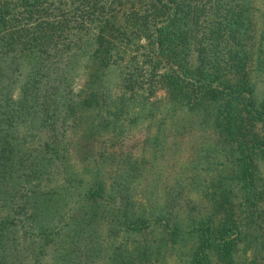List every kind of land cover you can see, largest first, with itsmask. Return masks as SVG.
I'll use <instances>...</instances> for the list:
<instances>
[{"label":"trees","instance_id":"16d2710c","mask_svg":"<svg viewBox=\"0 0 264 264\" xmlns=\"http://www.w3.org/2000/svg\"><path fill=\"white\" fill-rule=\"evenodd\" d=\"M138 101L156 152L115 158ZM167 128L212 166L163 183ZM263 169L264 0H0V264H264Z\"/></svg>","mask_w":264,"mask_h":264},{"label":"rangeland","instance_id":"374dc122","mask_svg":"<svg viewBox=\"0 0 264 264\" xmlns=\"http://www.w3.org/2000/svg\"><path fill=\"white\" fill-rule=\"evenodd\" d=\"M80 81L77 80V83H79ZM134 97L130 98V100H132ZM140 101L138 102H134L131 105V115L129 116L130 118V123L127 126H123V128H121V132H117L119 130H114V132L111 133H107L112 135L115 139H119L121 140V142L117 143L115 142L114 144H112L109 148V152H111L115 158L118 156V148H122L124 149L125 147H127L129 145L130 148V152L131 155H137L140 158H148L151 155V152L156 150L153 148V145L155 144V141L151 142L149 141V143H147V145H142L144 144V142L142 141L141 135H149V137H152V133H154L153 129L154 127H147L145 128L144 125H146V121H155V117H157L159 115V111L162 110V106L158 105L156 107H152L150 111H147V109L141 105L143 104H139ZM194 115H196V113H193ZM154 119V120H153ZM125 125V124H124ZM168 135H167V140H168V144H169V149L164 152V155H162V157H160V177L162 180H164L163 183H167L170 181H173L175 177L180 176V173L183 172L184 175L182 176H186V178L188 179V175H186L189 170H186V165H194L197 168V171L200 173V175L203 174V169H202V165L206 166V165H211L213 164V161L215 160L213 158V156H207V157H203L202 156V152L200 150V148H197V144L199 145V142H197L196 138H192V136L195 134V130L196 128L191 131V133L194 132V134L191 133H187L185 132L183 133H174L173 131H170L168 128ZM81 131H83L82 127H78V128H74V132H75V136L78 135ZM64 132L67 134H69L70 139H71V132L68 129L64 130ZM65 134V135H66ZM124 135V136H123ZM43 133L40 132L38 133V137L42 138ZM104 136V134H103ZM123 136V138H122ZM133 142H135L133 144ZM194 142H196V146H193ZM35 143V142H34ZM92 148H95V145L93 144L91 146ZM116 147V148H115ZM67 148V147H66ZM63 149V148H62ZM70 150L67 151H60V149H57V151L62 154L63 156H61V160L65 161V164L68 165V170L71 173H75L77 176H83L85 180H87L86 178L88 177V166L90 164V166L93 165L94 161H95V153L92 154L91 158L85 159L82 158L81 155L77 152H75L74 150H71L70 146H69ZM121 149V150H122ZM151 151V152H150ZM67 152V153H65ZM127 155H129V150H126ZM218 158H222V156H218ZM136 160V161H139ZM153 162V159L149 160V164L148 162H145V160L143 159V172L145 173V175H149L150 171L152 168H149V165ZM111 166H108L106 163L103 164V169H101V173L100 175H103L106 178V181L110 180V177H112V175L114 174L113 172V166H114V162L113 160L110 161ZM89 166V168H90ZM113 167V168H112ZM142 174V172H141ZM205 175H208V172H204ZM262 175V181L264 183V169H263V173ZM178 177V178H179ZM143 178V176H142ZM145 178V176H144ZM177 178V179H178ZM48 182H50V184L48 186H52L54 183H57L56 180H48ZM32 184L35 183V180H32L31 182ZM85 182H82V184H84ZM107 185V184H106ZM36 187V186H35ZM194 193V192H193ZM192 193V194H193ZM136 196L138 199H140L141 201L145 200V195H146V191H143L141 188L139 190H137V192H135ZM195 211V209H194ZM184 216L183 211L179 212V217ZM165 262L164 264H185L184 260H177L175 257H171V256H167L165 258ZM29 262V261H27Z\"/></svg>","mask_w":264,"mask_h":264}]
</instances>
